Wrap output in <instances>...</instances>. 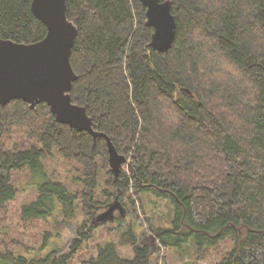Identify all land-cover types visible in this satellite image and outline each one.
<instances>
[{"label": "trees", "instance_id": "16d2710c", "mask_svg": "<svg viewBox=\"0 0 264 264\" xmlns=\"http://www.w3.org/2000/svg\"><path fill=\"white\" fill-rule=\"evenodd\" d=\"M161 1L171 3L177 23L166 53L151 45L142 0H67L78 29L72 100L128 161L116 175L106 139L57 123L47 103L32 109L14 100L0 107V219L18 195L14 175L30 171L38 193L22 209L30 224L60 211L63 224L79 211L94 221L118 200L142 225L143 196L173 208L169 226L149 220L155 247L129 228L120 243L133 248V259L108 241L87 264H156L162 249L193 244L201 253L227 240L219 264H264V0ZM32 3L0 0V41L45 39ZM56 153L77 166L81 189L47 176L44 163ZM90 222L68 254L4 250L0 264H71L93 236Z\"/></svg>", "mask_w": 264, "mask_h": 264}, {"label": "water", "instance_id": "95a60500", "mask_svg": "<svg viewBox=\"0 0 264 264\" xmlns=\"http://www.w3.org/2000/svg\"><path fill=\"white\" fill-rule=\"evenodd\" d=\"M142 3L147 9V25L154 28L152 47L161 53L168 52L177 33L171 3L161 0ZM32 12L46 26L47 36L33 44L0 41V107L14 100H22L32 109L47 103L57 123L88 132L94 140H107L110 166L118 175L127 158L118 152L108 135L96 130L86 108L72 100L71 91L78 76L71 56L78 29L67 17V0H33ZM116 210L125 215L123 204L116 200L97 218V223L112 221Z\"/></svg>", "mask_w": 264, "mask_h": 264}, {"label": "rangeland", "instance_id": "374dc122", "mask_svg": "<svg viewBox=\"0 0 264 264\" xmlns=\"http://www.w3.org/2000/svg\"><path fill=\"white\" fill-rule=\"evenodd\" d=\"M44 164L45 171L50 179L62 181L73 191L81 189V182L77 179L81 177V173L75 164L66 161L57 153L55 157ZM32 177L30 171L17 172L13 177L18 195L14 201L6 206V215L0 219L1 252L14 250L37 258L54 250L59 255L68 254L78 238L77 230L79 226L85 221L91 220L90 225L96 227L93 236L84 245L81 254L77 255L71 264H87L86 260L96 256L98 247L104 246L108 241L114 242L118 246L123 258L133 259L135 256L133 248L120 243L122 234L132 228L134 231H138L139 238L143 237L152 247H155V237L150 229L149 220L154 228H160L169 226L173 218V208L167 202L154 196H143V203L140 201L144 209L140 212L142 225L138 224L137 216L132 213L130 206L127 208L124 206L125 215L121 214L120 210H116L112 221L107 219L102 224L97 223V218L107 211L109 205L115 204V201L109 202L108 206L99 209L100 211L98 210L99 212L95 215L96 221L85 217L79 211L75 221L69 225L63 224L64 216L60 211L49 219L30 224L22 220V209L25 205H29L37 199L36 177ZM145 233L147 235H144ZM46 235L49 239L46 242L47 248L43 250ZM230 247L231 243L227 240L217 248L197 253L194 245L189 244L181 251L162 249L160 254L157 253L156 256H153L152 261L156 264H219Z\"/></svg>", "mask_w": 264, "mask_h": 264}]
</instances>
